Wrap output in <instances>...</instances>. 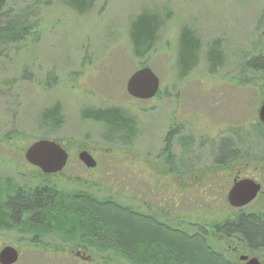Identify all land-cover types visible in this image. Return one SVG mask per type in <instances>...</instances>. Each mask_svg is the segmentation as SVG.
Returning <instances> with one entry per match:
<instances>
[{"label":"rangeland","instance_id":"rangeland-1","mask_svg":"<svg viewBox=\"0 0 264 264\" xmlns=\"http://www.w3.org/2000/svg\"><path fill=\"white\" fill-rule=\"evenodd\" d=\"M93 1L79 15L59 0L33 9L30 0H2L3 9L33 10L35 27L21 43H11L0 53V187L6 180L26 186L51 182L61 190L118 199L191 233L231 217L235 210L225 197L229 177L237 169L264 172V127L256 126L264 71L247 64L264 51V29H259L264 27V0ZM153 13L165 18L164 23L153 48L137 58L129 25L137 16ZM183 27L200 43L196 64L186 75H180L177 64ZM183 35L190 36L186 31ZM214 42L220 58L211 54L212 65L208 50ZM145 65L159 77L160 88L151 99H134L125 83ZM55 105L61 113L59 127L42 118ZM113 106L134 121L125 139L104 123L83 117L86 109ZM42 136L68 153L60 173L44 176L24 159L27 145ZM231 146L237 157L218 167L214 155L220 158ZM82 149L94 156V168L77 157ZM183 173L188 179L194 174L218 179L176 183L185 179ZM205 185H212L215 199L200 195ZM5 201L0 194V202ZM247 210L264 213V194ZM207 228L213 233L206 237L211 249L222 255L212 257L213 264L229 259L228 240ZM38 230L25 222L0 227V248L18 249L14 264H141L112 248L73 244L57 226ZM241 247L250 252L244 243ZM76 251L80 253L75 256ZM197 251L204 254L202 248ZM81 252L90 259L83 260ZM256 253L264 259V249ZM200 261L207 263L203 256Z\"/></svg>","mask_w":264,"mask_h":264},{"label":"trees","instance_id":"trees-1","mask_svg":"<svg viewBox=\"0 0 264 264\" xmlns=\"http://www.w3.org/2000/svg\"><path fill=\"white\" fill-rule=\"evenodd\" d=\"M30 1L31 7L29 8L32 9L35 6L49 5L53 2V0ZM59 1L79 15L86 14L94 3L93 0ZM3 7L2 0H0V53L11 43L15 45L21 43L35 27L33 10L32 12L30 10L14 12L12 8L3 9ZM154 14L139 15L129 25V41L132 44L133 55L137 58L144 57L145 53L153 48L158 30L164 23L165 18H157ZM259 29L262 30L264 27H259ZM181 31L182 46L181 51L178 52L177 64L180 75H186L189 69L196 64L200 43L195 33L188 28L183 27ZM185 31L186 34L187 32L190 34L186 39V35H183ZM261 38L264 46V31ZM211 54H217L218 59L220 58L218 44L215 42L208 50V60L214 65ZM247 64L252 69L264 71V51L248 59ZM42 114L44 123L48 122L55 127L61 125V113L57 105L47 108ZM83 117L104 123L109 132H115L120 139H125L134 128V121L125 111L115 106L86 109L83 111ZM258 125L264 127L259 120L256 126ZM42 138L45 137L37 139ZM222 141L228 140L225 138ZM234 149L231 146L228 148L229 151L220 158L215 155L214 157L216 160L229 161L237 157L231 156L233 152H236ZM0 194L6 196V201L0 202V227L2 228L14 227L21 222H25L27 226L34 225L37 230L43 228L51 230L52 227L57 226L60 228L59 233L66 234L73 244L76 243L83 247L94 246L100 250L112 248L126 254L132 261L141 260V264H147V262L213 264L215 261L212 257H222L220 253L211 249L207 236L200 230L191 233L187 229L158 219L152 213L139 211L131 205H126L118 199L101 198L80 190L73 192L61 190L51 182H39L36 185L26 186L19 182L12 183L9 180H6L0 187ZM11 220L13 223H10ZM223 222V220H218L207 226L213 228L215 233H222V226L230 224V227L235 230L241 228V231H245L251 239L257 238L254 236L258 231L261 232L259 239L264 242V229L256 228L253 216L243 217L241 215L238 219ZM241 222L244 223L242 227H240ZM198 247L202 248L204 254L197 251ZM202 256L206 258L207 263L200 261ZM220 259L219 264H232L224 257Z\"/></svg>","mask_w":264,"mask_h":264},{"label":"water","instance_id":"water-1","mask_svg":"<svg viewBox=\"0 0 264 264\" xmlns=\"http://www.w3.org/2000/svg\"><path fill=\"white\" fill-rule=\"evenodd\" d=\"M159 83V77L154 74L149 66L145 65L134 70L128 76L125 88L132 98L146 100L157 95L160 88ZM257 115L258 120L264 124V100L258 108ZM77 157L87 168H94L96 165L94 156H91L86 149L79 151ZM24 159L44 174L50 175L60 173L69 157L66 149L61 144L52 139L42 138L27 145ZM233 183L227 192V203L229 205L239 208L248 205L250 201L257 197L260 185L251 178H242ZM79 253L80 251H76L75 256ZM81 254L83 260L90 259L89 255L84 256V252H81ZM240 260H246L245 264H261L257 258L247 259L246 255H241ZM17 261V248L12 245H5L0 248V264H14Z\"/></svg>","mask_w":264,"mask_h":264},{"label":"flooded vegetation","instance_id":"flooded-vegetation-1","mask_svg":"<svg viewBox=\"0 0 264 264\" xmlns=\"http://www.w3.org/2000/svg\"><path fill=\"white\" fill-rule=\"evenodd\" d=\"M209 150L214 153V150H211V148H209ZM233 153L234 154L231 156L234 158L235 156H237L238 152H233ZM168 158H170V155L168 156ZM214 159H215V157H214ZM215 161H217L218 167H223V165L225 164L224 162H226V161L216 160V159H215ZM172 171L175 172V168H172ZM183 172H185V171H183ZM183 174H185V173H183ZM219 178L223 179V176H221ZM229 178H232L230 181L231 184H230L229 188L234 184L233 183L234 181H238L239 179H242V178H247V179L251 178L252 180H254L255 182H257L260 185V189L258 191L257 197L261 196V194H264V172H260L257 174H251V173L250 174H244V173H242V171L240 169H237V172L235 174H233L232 176H230ZM216 179H218V178H216ZM216 179L214 177L211 179H206V178H201V177L199 178L197 174H194L193 179H188V175L185 174V179L184 178L180 179L179 181H176V183L216 180ZM205 186H206L205 189L201 190L200 195H202V196L207 195L208 198L215 199L213 193H211L213 191L212 185H205ZM229 188L227 189V192H228ZM210 190H211V192H210ZM227 192L225 193L226 203H227V196H228ZM227 205H228V203H227ZM249 206H250V203L246 206H242L239 208H236V207H233L230 205V208H232V210H235V212H234V214H232L231 217L228 216V218H224L223 223H227V222H229V220H233L236 218L238 219V217H240L241 215L243 217L253 216V217H255L254 225L256 226V228L258 230L261 228L264 229V213H262V212L259 213V212L251 211V210L248 211L247 209ZM178 222H179V219H178ZM243 224L244 223L241 222L240 227H242L241 225H243ZM207 227L208 226L203 227L204 228L203 230H201V228H199V230L201 231L202 234H205L206 236L209 235V237H210V236H212L213 233H211V235H210V232L208 233ZM222 227H223L222 228L223 238H225V240H228V241H225L226 242V249H228V251H229L228 252L229 253L228 254L229 259L228 258L226 259V260H228V262L231 263L232 262L231 260L236 258L237 260H239V263L234 262L232 264H240V263L245 264L246 260H240V256L246 255L247 259L255 257L261 262V264H264V259H259L258 255L253 254V253H256V252L264 249V242L261 241L258 237V236H261V232L257 231L255 233V236H254L257 238L251 239L250 237H248V235L245 233V231H241V228L239 229L240 231L235 230V229L230 227V224L223 225ZM243 243L245 244V247L250 250V252L248 251L246 253L245 250L242 249L243 247H241V246L243 245ZM256 254H259V253H256Z\"/></svg>","mask_w":264,"mask_h":264}]
</instances>
